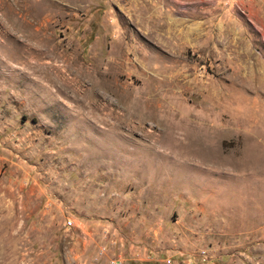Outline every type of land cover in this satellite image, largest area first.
I'll return each instance as SVG.
<instances>
[{"label": "rangeland", "instance_id": "rangeland-1", "mask_svg": "<svg viewBox=\"0 0 264 264\" xmlns=\"http://www.w3.org/2000/svg\"><path fill=\"white\" fill-rule=\"evenodd\" d=\"M116 256L264 264V0H0V264Z\"/></svg>", "mask_w": 264, "mask_h": 264}, {"label": "bare ground", "instance_id": "bare-ground-1", "mask_svg": "<svg viewBox=\"0 0 264 264\" xmlns=\"http://www.w3.org/2000/svg\"><path fill=\"white\" fill-rule=\"evenodd\" d=\"M168 109V108H167ZM170 109V108H169ZM167 114V113H166ZM165 114V115H166ZM172 115V114H171ZM176 115H177V113H175V115H173L174 117H176ZM189 116L188 117H186V118H183V120L185 119H189V121L190 120H192V118H190L191 117V115L190 114H188ZM168 116V115H167ZM170 120H175L174 121V126L173 125H170L169 127H168V129L170 130V131H172V130H174V129H178L179 130V132L181 131V130H184V132H185V134H184V136H189L191 133H190V131H192V129L190 128V125H189V127H188V129L186 130L185 128H184V125H183V123H180V124H177V121H176V119H173V117H172V119H170ZM182 120V119H181ZM180 120V118H179V122H183V121H181ZM200 120H205V119H200ZM206 121V123H207V126L209 127V129L212 127V124H210L211 122H209L208 120H205ZM189 123V122H188ZM214 125V124H213ZM216 126V125H215ZM215 126H214V128H215ZM211 130H212V128H211ZM216 131V130H215Z\"/></svg>", "mask_w": 264, "mask_h": 264}, {"label": "built area", "instance_id": "built-area-1", "mask_svg": "<svg viewBox=\"0 0 264 264\" xmlns=\"http://www.w3.org/2000/svg\"><path fill=\"white\" fill-rule=\"evenodd\" d=\"M66 224L69 226L71 224V221L67 219ZM107 264H122V260L118 256H116L114 258L109 259L107 261ZM188 264H196V263L193 261H189Z\"/></svg>", "mask_w": 264, "mask_h": 264}]
</instances>
